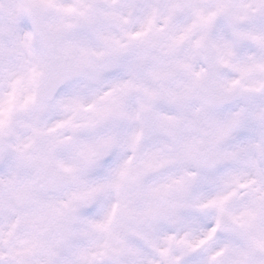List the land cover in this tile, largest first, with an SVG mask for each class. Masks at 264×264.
Wrapping results in <instances>:
<instances>
[{
    "label": "clouds",
    "instance_id": "1",
    "mask_svg": "<svg viewBox=\"0 0 264 264\" xmlns=\"http://www.w3.org/2000/svg\"><path fill=\"white\" fill-rule=\"evenodd\" d=\"M0 264H264V0H0Z\"/></svg>",
    "mask_w": 264,
    "mask_h": 264
}]
</instances>
